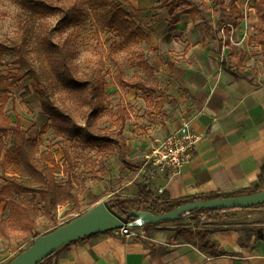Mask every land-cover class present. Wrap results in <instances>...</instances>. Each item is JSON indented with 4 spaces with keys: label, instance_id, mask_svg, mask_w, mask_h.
Here are the masks:
<instances>
[{
    "label": "crops",
    "instance_id": "1",
    "mask_svg": "<svg viewBox=\"0 0 264 264\" xmlns=\"http://www.w3.org/2000/svg\"><path fill=\"white\" fill-rule=\"evenodd\" d=\"M254 3L236 1L241 18L239 38L235 35L234 40H240L244 23L252 35L257 25ZM168 18L153 13L143 22L152 43V72L160 77L159 88L171 91L176 101L167 107L159 97L155 99L150 112L165 120L149 135L124 128L126 150L153 149L180 125L183 116L190 115L194 117L192 130L199 135L192 157L177 172L170 166H154L148 182L152 191L179 198L249 189L264 167L263 65L260 79L248 75L246 65L245 73L236 77L235 70L220 65L221 36L214 33L207 38L201 20L188 14H182L175 24H169ZM230 43L234 48L236 43ZM224 49L226 55L229 50ZM188 99V108H182L185 114L180 113L179 104L183 107ZM97 182L104 185L88 182L78 193L80 205L90 207L115 193L106 189L105 179ZM105 190L108 193L102 196ZM259 208L221 210L228 212L221 224L194 227L207 233L218 251L215 254L175 239L174 229L152 223L137 227L144 231V237L126 238L111 230L75 240L43 264H264V212L253 213ZM8 255L0 240V264Z\"/></svg>",
    "mask_w": 264,
    "mask_h": 264
},
{
    "label": "trees",
    "instance_id": "2",
    "mask_svg": "<svg viewBox=\"0 0 264 264\" xmlns=\"http://www.w3.org/2000/svg\"><path fill=\"white\" fill-rule=\"evenodd\" d=\"M236 1L238 0H229L228 2L212 0V7H210L204 0L199 2L195 0H165L159 7L172 8V14L168 18L169 24L177 23L182 14H188L193 20L199 18L200 23L204 25L207 38L213 37L214 33H218L222 29L229 54L234 56V64L229 65L225 60H222L220 65L235 70L233 73L238 77L237 73H245L247 68L243 63L245 51L242 49L234 51L229 40L230 28L225 25L231 24L233 27H237L239 24L241 13L236 6ZM17 2L21 13L24 14V17L20 18L17 35L10 44L0 40V53H9L8 63L15 66L14 70H9L6 74L0 72V176L6 179V183L1 186L0 191L1 193L15 191L37 195L42 203L43 214L51 223L58 226V206L71 203L73 209L77 210V214L83 211L77 192L70 178H67L64 183L57 181L56 175L60 172V166L54 160H51L49 165L37 157L38 142L27 137V131L22 128L18 114L14 112V121L5 114V106L10 99L9 85L28 76L31 81V91L38 96L40 109L47 116L56 134L73 139L74 145L81 150L111 153L117 149L119 160L130 165L125 141L120 137L129 115L124 108H118L119 115L114 120L118 132L114 136L91 125V119L97 118L105 109L104 102L107 94L104 91V77L96 68L81 70L75 59V49L70 35L66 34L63 38L58 36L71 26L77 25L87 11L91 20L100 30H112L125 42L132 41L138 45L140 40H144L151 46V41L148 33L137 25L131 13L120 7L117 0H17ZM254 9L257 15V25L253 37L260 45L264 69V0H255ZM208 10L217 14L215 24L207 16ZM49 18L55 19L54 25L48 24ZM39 19L37 28L40 30L41 36L34 61L29 48V40L34 22ZM219 44L221 50L222 38L219 39ZM139 63L152 72V66L142 55H140ZM49 77H51L50 80ZM54 80L58 81L63 89L70 92L81 106L88 108L87 113L84 114V124L78 122L71 111L61 106L52 97L50 87ZM123 81L124 86L128 88L141 91L155 90L143 81ZM7 136L10 137L8 147L5 143ZM66 158L68 167L71 163L68 154H66ZM262 189H264V167L260 170L254 186L246 190L216 191L172 198L165 191L155 194L148 184L141 183L136 194L127 196L114 193L107 198V201L110 207L121 215L127 213L130 209L129 205L135 206L138 210L165 214L188 202L233 196ZM107 193L108 191L105 190L102 196ZM1 200H3L2 196ZM261 205L264 203L256 206ZM211 210L219 209L199 208L192 211L201 213ZM33 213L34 209L28 202H19L11 206V214L19 228L23 232L32 234L35 238L40 233L36 231ZM129 220L132 221L135 218L131 217ZM173 235L177 240L196 244L204 252L211 254L218 252L214 242L205 231L193 228L188 224L181 223L175 226ZM57 253L58 250L39 264L51 260Z\"/></svg>",
    "mask_w": 264,
    "mask_h": 264
},
{
    "label": "rangeland",
    "instance_id": "3",
    "mask_svg": "<svg viewBox=\"0 0 264 264\" xmlns=\"http://www.w3.org/2000/svg\"><path fill=\"white\" fill-rule=\"evenodd\" d=\"M117 1L121 8L132 14L133 19H135L137 25L144 32L148 28L146 24V27H144L143 21L150 14L154 13L155 16L167 18L173 11L171 7H159L165 0H135V4L130 3V0ZM195 1L199 2L200 0ZM204 1L212 7V0ZM207 16L213 24L216 23V13L208 10ZM23 17L24 14L21 13L17 0H0L1 41L7 44L11 43L17 35L20 18ZM39 21L40 19L34 22L29 40V48L34 61L36 60L34 57L35 51L41 36L40 30L37 28ZM47 21L50 25L55 24L54 18H49ZM229 25L230 34L233 37L237 35L239 38L240 27ZM66 34H69L71 37L75 49V59L81 70L84 68H96L104 77V91L107 94L104 102L105 109L97 118L91 119V125L94 128H99L114 136L118 132L117 124L114 123V120L119 115V107L124 108L129 115L124 128H127L128 132H137L141 136L149 135L152 128L160 125L165 120L162 116L150 112V107L158 97L161 99L163 105L167 104V107L170 104L173 106V102L176 99L171 91L159 88L160 77H158V74L145 69L139 63L140 55L148 62L154 63L152 61L153 55L149 54V51L152 49V43L150 46L144 40H140L139 44L135 45L132 41L125 42L112 30H100L91 20L87 11H85L84 16L77 25L71 26L58 37L63 38ZM216 34L221 36L223 40L222 29ZM254 34L255 28L254 31L252 30L251 36L242 39L241 32L240 43L232 44L235 52L240 49L245 51L243 62L249 68L248 75L260 79L259 76L262 73V53L260 45L254 40ZM238 38L235 40H238ZM223 43L227 50L228 45L224 41ZM9 57V53H0V72L2 74L15 69L14 65L8 63ZM224 60L229 65L234 64V56H231L229 52L225 55ZM51 77L48 79L50 80ZM123 80L143 81L155 90L141 91L128 88L124 86ZM8 90L10 99L5 106V114L9 115L12 121L15 119L14 112L18 114L22 128L27 131V137L35 139L38 142L37 157H40L49 165L51 164V160H54L60 166V172L56 175L59 183H64L67 178H70L78 195V193H81L85 189L88 182L93 183V186L95 184L102 186L104 183L97 182V180L105 179L106 189L109 192L127 196L136 194L141 183L148 184L154 165L147 159V155L152 149L149 151L142 149L135 150L134 148L129 149V152L127 151V158L132 165H126L119 160L117 149H114L111 153H105L104 151L97 152L96 150L90 151L88 149L81 150L78 146L74 145L73 139L65 135L56 134L47 116L40 109L38 96L31 91V81L28 76L17 83L9 85ZM50 91L52 97L61 106L71 111L77 121L84 124V114L88 110L86 106H81L77 99L70 92L63 89L56 80L51 84ZM189 103L190 100L188 99L183 107L179 104L180 113L185 114L182 108H188ZM123 130L120 137L125 141L122 134ZM150 137L152 136L150 135ZM5 143L8 147L10 143L9 136L5 137ZM66 154L69 155L71 160L68 167ZM5 183L6 179L0 176V189ZM1 196L3 200L0 201V240L1 246L9 254L4 262L6 264L15 255L27 248L34 239L32 234L23 232L17 225L14 216L11 214V206L13 204L28 202L33 207L36 231L40 234L53 230L56 225L51 223L47 216L43 214L41 210L42 203L37 195L15 191L1 193L0 191ZM86 207L87 204L81 205L82 209H87L88 207ZM256 207L260 208L256 209L257 211L253 213L264 212V205ZM129 208V210L137 209L133 205H129ZM225 214H228V212L221 210L204 211L201 213L193 212L188 218L179 214L171 221L160 223V226L175 229V226L181 223L188 224L193 228L197 226L203 227L205 224L217 225L224 222ZM76 215L77 210L73 209L71 203L60 205L57 208V224H63Z\"/></svg>",
    "mask_w": 264,
    "mask_h": 264
},
{
    "label": "water",
    "instance_id": "4",
    "mask_svg": "<svg viewBox=\"0 0 264 264\" xmlns=\"http://www.w3.org/2000/svg\"><path fill=\"white\" fill-rule=\"evenodd\" d=\"M264 203V189L233 196L197 200L182 204L165 214H154L147 210L131 209L125 215L114 211L107 200L99 201L53 230L39 234L33 242L6 264H39L62 246L83 237L118 229L125 224L143 226L159 221L172 220L182 211L199 208L219 210L250 208ZM134 217L135 220H129Z\"/></svg>",
    "mask_w": 264,
    "mask_h": 264
},
{
    "label": "built area",
    "instance_id": "5",
    "mask_svg": "<svg viewBox=\"0 0 264 264\" xmlns=\"http://www.w3.org/2000/svg\"><path fill=\"white\" fill-rule=\"evenodd\" d=\"M244 20H246V15H244ZM228 26L229 24H225ZM224 25V26H225ZM223 26V27H224ZM230 26V25H229ZM232 27V26H231ZM223 32V31H222ZM231 32V31H230ZM229 32L230 42L238 43L239 40H234L232 34ZM224 35V34H223ZM250 35V29L245 25L242 31V39ZM226 41L225 36L223 40ZM224 44V43H223ZM225 58V49L222 48L220 59L221 61ZM193 116H186L181 119L180 125L170 132L163 140L160 141L147 155V159L154 166H170L173 169V172H177L179 167L188 162L192 157L193 148L195 143L199 139V135L192 130L191 124ZM193 213L192 210L182 211L180 214L188 218ZM139 226H130L125 224L122 227L115 229L114 231L126 238H137L144 237V231L138 230Z\"/></svg>",
    "mask_w": 264,
    "mask_h": 264
}]
</instances>
